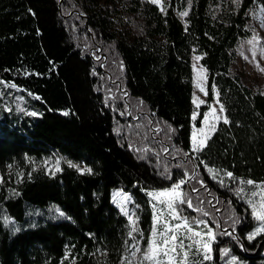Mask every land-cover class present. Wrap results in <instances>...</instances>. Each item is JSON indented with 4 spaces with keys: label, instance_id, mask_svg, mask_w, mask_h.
Segmentation results:
<instances>
[{
    "label": "trees",
    "instance_id": "obj_1",
    "mask_svg": "<svg viewBox=\"0 0 264 264\" xmlns=\"http://www.w3.org/2000/svg\"><path fill=\"white\" fill-rule=\"evenodd\" d=\"M257 5L264 0H0V264H130L153 227L147 192L181 180L178 210L214 229L210 264H264V235L248 239L257 222L241 192V181L264 185V94L233 71ZM194 53L208 71L195 123ZM214 90L229 123L194 158L193 124L202 126ZM49 159L59 172L46 171ZM115 190L133 198L135 234ZM51 206L64 217L28 219Z\"/></svg>",
    "mask_w": 264,
    "mask_h": 264
},
{
    "label": "rangeland",
    "instance_id": "obj_2",
    "mask_svg": "<svg viewBox=\"0 0 264 264\" xmlns=\"http://www.w3.org/2000/svg\"><path fill=\"white\" fill-rule=\"evenodd\" d=\"M151 1V0H150ZM162 1L159 0L157 4L158 6H162ZM251 19H252V28H253V36L240 43L238 49H237V59L236 63L233 67V71L237 73H241L244 77L245 84L250 87L253 91L255 92H260L264 94V72L260 71V68H264V9L260 6L257 5L254 10L251 12ZM253 37H256V40L253 41ZM249 41H253L252 43H249ZM100 60H102L103 64L105 65L106 62V56L102 53H100ZM259 65V67H257ZM192 66H193V81H194V95H193V101L194 98L197 99L198 101H204V103H200L199 107H197V103H194L195 106V114L199 115L200 109L207 104V98H208V71L202 64V56L199 54L194 53L192 57ZM203 69L204 71L201 72L200 70ZM201 77L203 79L201 80ZM202 83L203 87L205 88V92H201L199 90L198 85ZM7 86V85H6ZM218 101V102H217ZM221 107V103L219 101V95L217 90H214V101L212 104L209 106V110L206 112L209 113L212 109H215L217 115H220L221 117L225 116V112L220 113L219 109ZM17 108L18 109H25V104L24 100L21 98H17ZM194 121V120H193ZM196 121V120H195ZM194 121V123H195ZM223 122V119L217 123V127L220 123ZM202 127H205L203 121H202ZM193 124V133H199V129ZM215 130V131H216ZM192 133V137H193ZM214 134V132L211 134V136ZM208 142V141H207ZM192 149H193V141H192ZM194 153V158L198 155L199 152H193ZM57 161H59V165H57ZM57 166L61 170L62 168V162L58 159H49L46 160L43 163V167L46 169L47 172L54 174L59 171H57ZM77 169H79L80 172H86L84 171L85 169H88L84 165H75ZM211 176L214 179L222 178L224 175L221 172L218 171H212L210 172ZM4 181V178L0 174V184ZM184 185V184H183ZM183 185L181 186L180 191L182 192V198H183ZM261 184H255V185H248L245 184L243 188V197L244 200L247 202V204L250 206L252 210V204L249 203V201H252V203H255L257 206L260 204V195H261V188L259 187ZM164 190H156V191H148L147 195L149 192H160ZM253 193H256L254 196ZM128 196L129 200L128 201H123V197ZM151 209L153 212V227H154V221L157 216H159V224L156 225L158 231H163L165 227V222L167 224L171 225L173 227V231L177 235L178 239L177 241L171 242L176 244V250L174 252H170L168 257L160 256L159 259L161 261V264H167V260L171 259L173 264H210L212 259H213V246L216 243V239L213 241H209L208 236L206 233L210 229L214 235V229L212 228L211 224L206 220L202 218H195V219H190L178 210L177 204L180 203L178 200L174 202V209L177 213V218H173L172 215L169 213V210L166 206V203L161 204L158 203L156 200H154L151 196L148 195ZM165 201L167 198H163ZM112 202L115 205V207L119 210V212L124 215L127 220L129 221V217L131 216L133 221L135 222V228L137 226V216L135 213V210L133 208V198L131 195L125 193L122 190H115L113 191L112 194ZM124 207L127 211V215L125 214L124 211L121 210V207ZM155 206V207H154ZM215 207V206H214ZM60 211L55 208L54 206H51L49 208H46L44 211L40 210H32L28 213V219L31 221H37L38 219L41 218H46V219H53V220H59L64 217V215H60ZM187 219V222L192 226L193 231L195 232H200L202 234L201 237L193 236L192 233L187 232L186 229L183 228V221L184 219ZM256 220V219H255ZM203 222L199 223L198 222ZM5 225L8 226L11 230L16 231L18 229V226L13 223L10 219L5 217L4 219ZM130 222V221H129ZM257 226L260 227L259 222L256 220ZM177 224H181L180 229H176L175 226ZM131 230L133 229V224H131ZM152 227V231H153ZM256 229L253 231L255 232ZM151 231V234H152ZM133 232V230H132ZM137 232L134 231L133 233L135 234ZM252 232V233H253ZM251 233V234H252ZM173 233H167V235H172ZM250 234V235H251ZM261 235H264V233H261L255 238L260 237ZM254 238V239H255ZM152 239V235H150L148 245L147 247L143 248L140 243H136L134 245V250L131 256V261L130 264H155L154 261L150 260H145L144 259V254L148 251L149 243L150 240ZM156 239L159 241L161 239L160 236H157ZM253 240V239H251ZM199 241L200 243H196ZM206 241L210 242L211 246V252L209 253L210 259H204V250L202 247V244ZM182 242V245H181ZM171 243L169 247H171ZM191 246V247H189ZM197 248H200V251H197ZM227 250V254H225V251H223V256L224 260L227 262H236V258L230 256V250ZM185 252H187V256H185Z\"/></svg>",
    "mask_w": 264,
    "mask_h": 264
},
{
    "label": "snow or ice",
    "instance_id": "obj_3",
    "mask_svg": "<svg viewBox=\"0 0 264 264\" xmlns=\"http://www.w3.org/2000/svg\"><path fill=\"white\" fill-rule=\"evenodd\" d=\"M152 3H158L159 0H151ZM237 2H239V0H237ZM183 16H187V12L182 13ZM256 40V37H253V41ZM253 41H249V43H252ZM257 67H259V65H257ZM260 71L264 72V68H260ZM201 72H203L204 70L201 69ZM203 79V77H201V80ZM199 90L201 92H205V88L203 87V84L200 83L198 85ZM38 98V97H37ZM194 103H197V107H199L200 103H204V101H198L197 99L194 98ZM218 102V101H217ZM220 113L224 112V108L221 105L220 109H219ZM31 115H36V113H30ZM65 115H67L68 113H64ZM221 118L223 119V123L228 124L229 120L227 119L226 116L221 117L220 115H217L215 109H212L209 113L204 114L203 116V123L205 125V127H202L199 129V133L194 132L193 133V137H192V141H193V152H200L202 151L206 146H207V141L211 138V134L213 132H215L216 130V126L217 123L221 120ZM192 119L195 121L197 119V115L194 113L192 116ZM57 165H59V161H57ZM69 166H75V165H69ZM57 171H59V167L57 166ZM84 171H88L90 172L91 169H85ZM210 172L213 171V169H209ZM226 175L229 178H233L232 177V173L228 172L226 173ZM223 181H221L222 183ZM185 183L184 180H181L179 183H176L172 188L170 189H166L164 191H160V192H149L148 195L151 196L154 200H156L158 203L164 204L166 203V206L169 210V213L172 215L173 218H177V213L174 209V202L175 201H179L180 203H185L186 201L182 198V192L180 191L181 186ZM241 183H246L248 185H255V182L252 180H247L245 181H241ZM261 188V195H260V204L259 206H257L255 203H252V201H249L250 204H252V215L253 217L259 222L260 227H258L256 229L255 232H253L251 235L248 236V239H254L255 236L264 233V185H260L259 186ZM243 191V189H241V192ZM253 195L255 196L256 193H253ZM163 198H167V200L165 201V199ZM123 201H128L129 197L128 196H124ZM187 203L189 204V206L191 207V201H187ZM155 207V206H154ZM121 210L125 212V214L127 215V211L126 209L122 206ZM206 214V213H205ZM60 215H63V213L61 212ZM129 221L131 224H133V232L136 231L135 228V222L133 221L132 217H129ZM159 216H157L155 218L154 221V227H153V231H152V239L150 240L149 243V247H148V251L144 254V259L145 260H150V261H154L155 264H161V261L159 259V257L162 255L164 257H168L170 252H174L176 250V244L171 243L174 241H177L178 237L175 234V232L173 231V227L169 224H167V222H165V227L163 229V231H158L156 225L159 224ZM199 223H203L198 222ZM183 228L187 230V232L192 233L193 236H197V237H201L202 234L200 232H195L193 231L192 226L187 222V219L185 218L183 221ZM176 229H180L181 228V224H177L175 226ZM173 233L172 235H167V233ZM206 235L209 238V241H213L215 239V235L214 233L209 229L208 232L206 233ZM131 236V233H130ZM157 236H160L161 239L158 241L156 239ZM206 241L202 244L203 250H204V259H210V255L209 253L211 252V246H210V242ZM171 243V247H169ZM196 243H200L199 241H197ZM182 245V242H181ZM191 247V246H189ZM197 251H200V248H197ZM225 254H227V250H224ZM185 256H187V252L184 253ZM167 264H173L171 259L167 260Z\"/></svg>",
    "mask_w": 264,
    "mask_h": 264
}]
</instances>
